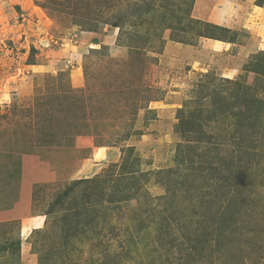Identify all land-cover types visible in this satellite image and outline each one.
<instances>
[{"label": "rangeland", "instance_id": "obj_1", "mask_svg": "<svg viewBox=\"0 0 264 264\" xmlns=\"http://www.w3.org/2000/svg\"><path fill=\"white\" fill-rule=\"evenodd\" d=\"M21 3L0 0V56L38 66L0 87V198L44 216L37 264H264V114L231 97L264 87V0ZM2 229L0 264H19L18 221Z\"/></svg>", "mask_w": 264, "mask_h": 264}, {"label": "crops", "instance_id": "obj_2", "mask_svg": "<svg viewBox=\"0 0 264 264\" xmlns=\"http://www.w3.org/2000/svg\"><path fill=\"white\" fill-rule=\"evenodd\" d=\"M22 0H13V1H9L10 4L7 5V8L10 7L11 12H15V11H19L20 7H18V5H21ZM13 2V5L11 4ZM7 4V3H6ZM253 6V10H257V15L253 16L255 23H257V27H256V31H255V35H256V45H260V50H264V3L262 5L256 6V5H252ZM5 7V5H4ZM22 8V7H21ZM258 11H260V13H258ZM252 17V18H253ZM252 21V22H253ZM255 46V45H254ZM30 48L28 47L27 50H29ZM9 53V51H8ZM27 55V53H25ZM25 55V56H26ZM3 57L0 56V71H3L2 76L5 77L6 79H0V87L1 85L5 86L8 82V79L11 75H13L14 71H21V70H28V68H31V70H33V68H35L34 66H38L36 64H30L26 61H24V63H21L18 65H14L13 62H15L14 60L9 61V63L5 62V57H7L4 53L2 55ZM11 57H13V55H11ZM9 59V58H8ZM25 59V57H24ZM23 59V60H24ZM4 61V62H3ZM12 62V63H10ZM56 62H54L53 60L48 61L47 65L44 66V71H59L56 67L55 64ZM12 64V65H11ZM20 67V68H19ZM10 71H13L11 74H9ZM6 72V73H4ZM1 73V72H0ZM0 76V78L2 77ZM76 83V82H75ZM82 84L81 79L77 81L76 84H78L79 86ZM4 88V87H3ZM4 90V89H3ZM7 91V90H6ZM17 92H19L18 90H16ZM9 92H5L4 93V98L9 96ZM2 95V94H1ZM6 99L2 101L0 104H5L6 103ZM36 164V162H35ZM34 164V165H35ZM39 167V165H35L33 168H37ZM31 187V185H30ZM30 197V196H29ZM3 200L0 198V243L2 244V242H8L10 239V233L8 232L7 229H2V227H4L6 224L11 223L13 220L18 221V240L20 241V246L22 245V247H20L19 249V264H37V256L36 254H33L30 252V247H23V245L27 242V239L29 238V236L31 235V233L35 230H38L40 228L43 227L44 224V216H32V217H28V216H23V212L25 210V207L29 205V202H26L27 204L25 205L24 202L21 203V201L18 204H15L12 208H7L5 206H3ZM19 212H22V217H19ZM17 214V215H16ZM7 230V231H6ZM6 231V232H5ZM27 252V254L25 253Z\"/></svg>", "mask_w": 264, "mask_h": 264}, {"label": "trees", "instance_id": "obj_3", "mask_svg": "<svg viewBox=\"0 0 264 264\" xmlns=\"http://www.w3.org/2000/svg\"><path fill=\"white\" fill-rule=\"evenodd\" d=\"M210 27L222 32L223 35H225L229 32V30L224 28V27H218V26H213V25ZM201 37L214 39V40H218V41H222V42H226V43H231V44L234 43L233 38L228 39L225 36L224 37H218V36L212 35V34H205V35H201ZM260 57H261L260 61L256 62L253 65L255 67H253L251 72L255 73L259 77V79H262L260 84L263 85L264 84V51H262V53H260ZM228 82H230V81H228ZM234 84L235 85L232 88V89H234V91L231 93V97L234 100L233 105H237V103H239V104H243V106H244V108H242V111H239L237 117H240L242 119H246V121L254 123V121L257 120V118H261L264 114V99H262L258 96V93L260 91H263L264 87L260 86L257 89L252 91L253 88L245 87L244 85H241L240 83L239 84L234 83ZM215 94H216V96L213 97V99H214L213 103L215 102L217 105L219 104V106H220V103L218 102V100H220V98H221V92L217 91ZM259 125H260V123H259ZM205 166L206 165L202 166L203 170L208 168V167L206 168ZM232 173H233L232 170L228 171L229 176H227V178H225L226 181L224 183L225 185L223 184V186H227L226 188H230V187L239 188L241 186H244V185H238L236 183L234 185H232V183L230 182ZM76 184H78V183H76ZM224 209H226V207ZM226 212L227 211H224L223 213H226ZM231 213H233V211H231ZM66 218L68 219V217H66ZM69 222L70 221H68V223ZM71 222H73V220H71ZM222 222L223 221L220 218V221L218 224V229L222 227V224H221ZM73 225L74 224H71L70 227L74 228ZM230 225H232L231 221L230 220L226 221L224 224L225 229L228 228Z\"/></svg>", "mask_w": 264, "mask_h": 264}]
</instances>
